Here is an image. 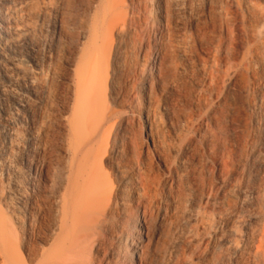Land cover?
<instances>
[{
  "label": "bare ground",
  "instance_id": "obj_1",
  "mask_svg": "<svg viewBox=\"0 0 264 264\" xmlns=\"http://www.w3.org/2000/svg\"><path fill=\"white\" fill-rule=\"evenodd\" d=\"M185 14L191 32L180 37ZM220 30L225 59L211 50ZM136 44L147 59L126 85ZM221 65L226 88L264 125V0H0V264H167L159 228L129 190L124 152L136 150L124 145V110L143 117L153 148L178 158L175 186L192 190L206 93ZM245 153L239 167L258 158ZM139 181L151 184L146 173ZM227 222L229 238L236 231ZM256 250L264 264V229Z\"/></svg>",
  "mask_w": 264,
  "mask_h": 264
},
{
  "label": "rangeland",
  "instance_id": "obj_2",
  "mask_svg": "<svg viewBox=\"0 0 264 264\" xmlns=\"http://www.w3.org/2000/svg\"><path fill=\"white\" fill-rule=\"evenodd\" d=\"M181 18L185 21L180 20L177 33L184 37L191 30L187 26V14ZM219 38V48L218 43H214L211 50L220 59H225L221 53L228 44L224 31L220 30ZM137 46L130 49L124 67L126 85L131 82L133 70L143 68L147 59L137 54ZM34 53L40 60L47 59L48 53L43 46L35 48ZM176 60L174 58L175 65L179 64ZM216 69L213 76L218 81L211 82L213 91L206 93L207 102L202 112L207 121L198 139L199 166L192 190L181 191L175 186L173 166L171 171L170 166L175 165L178 158L175 155L164 157L156 146L153 148L145 134L149 126L143 117L136 109L124 110L129 121L124 145H133L136 150L134 155L127 150L124 152V169L131 176L129 190L134 192V206L140 208L149 227L159 228L157 252L167 264H261L256 244L264 229V125L259 118L256 123L252 122L253 116L244 106L247 99L238 101L235 88L230 84L227 88L225 86V69L222 65ZM208 79L207 74L206 86ZM208 87L211 88L210 84ZM128 96L135 102L134 106L145 104L133 93ZM153 99H159L157 92ZM101 107L111 109L105 102ZM243 150L245 157L252 150L258 158L254 162H246L243 158L242 164L245 162V165L239 167ZM103 173L110 177L108 169ZM142 173L150 177L151 184L147 189L139 181ZM233 186L236 193L231 194ZM253 190L257 192L256 196L252 194ZM189 200L196 202L192 209ZM184 213L190 218L184 227L185 233L180 236L178 226ZM231 218L236 234L228 238L227 219ZM223 239L228 241L224 245ZM232 245L239 248L235 254L230 251Z\"/></svg>",
  "mask_w": 264,
  "mask_h": 264
}]
</instances>
